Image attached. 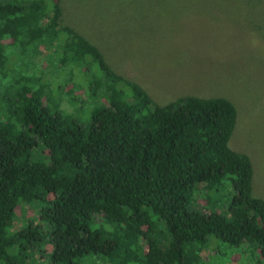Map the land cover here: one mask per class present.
<instances>
[{"label": "trees", "instance_id": "obj_1", "mask_svg": "<svg viewBox=\"0 0 264 264\" xmlns=\"http://www.w3.org/2000/svg\"><path fill=\"white\" fill-rule=\"evenodd\" d=\"M61 16L60 0H0V264H204L210 236L264 263L233 103L157 104Z\"/></svg>", "mask_w": 264, "mask_h": 264}, {"label": "rangeland", "instance_id": "obj_2", "mask_svg": "<svg viewBox=\"0 0 264 264\" xmlns=\"http://www.w3.org/2000/svg\"><path fill=\"white\" fill-rule=\"evenodd\" d=\"M60 4L61 23L98 46L116 73L139 84L157 104L185 95L230 100L236 120L228 144L250 158L252 195L264 199V0ZM61 99L66 105V96ZM73 114L84 117L81 109ZM225 195L211 193V204L224 205ZM191 205L205 206L202 193L194 194ZM16 213L35 214L28 206ZM206 246L204 264H264L256 253L243 257V246L215 236Z\"/></svg>", "mask_w": 264, "mask_h": 264}]
</instances>
